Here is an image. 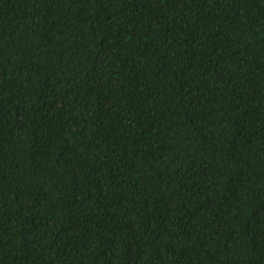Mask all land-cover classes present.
<instances>
[{
  "label": "trees",
  "instance_id": "trees-1",
  "mask_svg": "<svg viewBox=\"0 0 264 264\" xmlns=\"http://www.w3.org/2000/svg\"><path fill=\"white\" fill-rule=\"evenodd\" d=\"M0 264H264V0H0Z\"/></svg>",
  "mask_w": 264,
  "mask_h": 264
}]
</instances>
